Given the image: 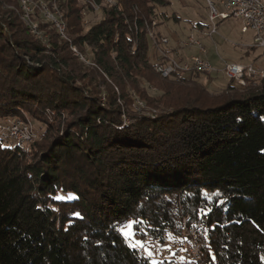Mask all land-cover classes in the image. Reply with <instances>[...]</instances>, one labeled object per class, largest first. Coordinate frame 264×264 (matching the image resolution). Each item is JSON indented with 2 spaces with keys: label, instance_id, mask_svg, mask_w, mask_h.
Returning a JSON list of instances; mask_svg holds the SVG:
<instances>
[{
  "label": "trees",
  "instance_id": "obj_1",
  "mask_svg": "<svg viewBox=\"0 0 264 264\" xmlns=\"http://www.w3.org/2000/svg\"><path fill=\"white\" fill-rule=\"evenodd\" d=\"M94 1L39 0V38L0 0V123L43 126L26 147L0 135V264H152L119 228L185 248L184 217L208 226L209 264H264V78L217 93L212 74L163 78L156 65L186 60L161 42L171 2Z\"/></svg>",
  "mask_w": 264,
  "mask_h": 264
},
{
  "label": "built area",
  "instance_id": "obj_2",
  "mask_svg": "<svg viewBox=\"0 0 264 264\" xmlns=\"http://www.w3.org/2000/svg\"><path fill=\"white\" fill-rule=\"evenodd\" d=\"M109 4H114L113 0H106ZM23 10L22 20L28 25L30 32L36 37L41 38V34L37 30L36 24L31 21V14L34 9L32 0H19ZM39 0H37V3ZM94 11L99 12V6L94 0H85ZM207 8L208 27L207 30L194 28L193 32L188 37L187 42L181 43L180 47L190 48L192 45L196 46L200 55H191L184 61H178L174 55L169 56L167 64H158L155 66V71L163 78L173 76L177 81H181L185 74L196 72L201 74L219 73L227 80L234 81L237 85L245 86L247 81L252 83L259 82L264 78V69L255 67L252 64L239 63H224L221 68H215L211 63L204 59L206 55L205 48L195 38V34L212 37L217 33V22L225 21L230 18L239 19L242 22L240 31L246 33L248 31L254 34L253 47L264 50V0H203ZM37 3L35 4L37 6ZM39 8L43 17L51 21L54 27L63 36V24L57 15L51 13L46 6H42L40 2ZM53 8H55L53 6ZM155 23H152L153 27ZM195 33V34H194ZM150 38H154L153 30L148 31ZM44 41V38L42 37ZM162 44L167 43L166 39L161 40ZM76 56L81 60L89 63L81 56L74 47L71 48ZM164 57L166 54L163 50L159 51ZM178 52H174L177 54ZM6 119L0 123V135L13 141L19 147H24L31 140V128L23 121H16L9 124ZM187 217L182 219V227L185 234V248L183 252V259H180L177 264H209L202 243L207 242L209 228L203 223L188 225Z\"/></svg>",
  "mask_w": 264,
  "mask_h": 264
},
{
  "label": "rangeland",
  "instance_id": "obj_3",
  "mask_svg": "<svg viewBox=\"0 0 264 264\" xmlns=\"http://www.w3.org/2000/svg\"><path fill=\"white\" fill-rule=\"evenodd\" d=\"M12 1L19 2V0ZM169 1L171 2V5L167 8L168 14L171 15L174 13L179 18V21L177 22H175L173 19H170L165 23L166 25H162L160 27L162 35L166 37V41L168 42L169 46H180L181 43L187 42L188 37L193 32V29L191 28L193 23L200 21L207 25V27L209 26L207 8L203 0ZM32 2L34 3L32 5L36 6L35 4L37 3V0H32ZM41 3L42 6H46L45 3ZM20 18L22 20V16H20ZM98 18L99 17L97 14L89 17V19L92 21H97ZM216 26L217 33L212 37L203 36L201 34H198V36L195 35V38L206 50V60H208L213 67L221 68L224 63H239L244 65L252 64L255 67H261L264 69V50L261 48H250L254 45V34L250 31L242 33L240 31L242 22L239 19L230 18L225 21H218ZM205 30H207V28ZM183 52L186 53L187 56L200 55L197 47L194 45L185 49ZM211 77L213 80L208 85V90L211 93H217L219 91L218 88H220V85H225L227 83V79L219 73H213ZM257 83L258 82H254L252 84L255 86ZM150 92H154V90H150ZM137 104L138 106H142L140 102H137ZM9 121V124H13L16 121H23V123L30 126L31 140L24 147L40 141V131L43 126H41V128L38 130L39 125L34 123L28 115H24L23 118L9 119ZM36 129L38 131H36ZM129 222L130 221L123 225H126ZM122 236L125 239L123 234ZM134 239L141 240L145 248L150 249L154 253L152 257H149L151 261L156 260L162 262L166 260L172 261L173 263L171 264H177L184 252V247H182V245H175L176 242H173V240L169 238L163 244L155 241L143 240L137 235H135ZM126 241L129 245L134 242L133 240ZM139 249L142 250V252L146 255L144 248ZM173 253H175V255H173Z\"/></svg>",
  "mask_w": 264,
  "mask_h": 264
},
{
  "label": "snow or ice",
  "instance_id": "obj_4",
  "mask_svg": "<svg viewBox=\"0 0 264 264\" xmlns=\"http://www.w3.org/2000/svg\"><path fill=\"white\" fill-rule=\"evenodd\" d=\"M262 119H264V117H262ZM218 195V194H217ZM64 197H60L57 196L56 199H63ZM75 215H79V213H76ZM137 223H141L140 221H130L128 224L123 225L120 229L121 233L125 236L126 240H133L134 242L131 243L129 246L133 247V248H144L146 255L148 257H152L154 255V253L150 250L145 248L143 242L139 239H134L135 238V232L132 231L134 224ZM169 239H172L171 234L169 235ZM181 242H183V239L181 240ZM173 255H175V253H173ZM181 259H183V257H181ZM213 259H215V257H213ZM152 264H160L159 261L156 260H152Z\"/></svg>",
  "mask_w": 264,
  "mask_h": 264
},
{
  "label": "crops",
  "instance_id": "obj_5",
  "mask_svg": "<svg viewBox=\"0 0 264 264\" xmlns=\"http://www.w3.org/2000/svg\"><path fill=\"white\" fill-rule=\"evenodd\" d=\"M185 59H187L189 56H187L186 53L182 54ZM204 59H206V56H203ZM183 255V254H182Z\"/></svg>",
  "mask_w": 264,
  "mask_h": 264
}]
</instances>
